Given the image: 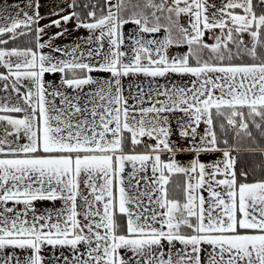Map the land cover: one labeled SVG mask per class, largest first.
<instances>
[{"label": "snow or ice", "instance_id": "obj_1", "mask_svg": "<svg viewBox=\"0 0 264 264\" xmlns=\"http://www.w3.org/2000/svg\"><path fill=\"white\" fill-rule=\"evenodd\" d=\"M63 2L0 6V264H264V0Z\"/></svg>", "mask_w": 264, "mask_h": 264}, {"label": "crops", "instance_id": "obj_2", "mask_svg": "<svg viewBox=\"0 0 264 264\" xmlns=\"http://www.w3.org/2000/svg\"><path fill=\"white\" fill-rule=\"evenodd\" d=\"M211 2V0H210ZM5 3L7 4H13V3H20L21 5H23L25 3V0H0V6L4 5ZM217 3H219V0H217ZM40 4H41V8H40V12L41 15L45 16V17H49L50 12L53 10H59L60 7H65V4L63 2V0H40ZM14 14V13H13ZM51 19H57V17L55 16H51ZM49 19H45L44 21H41L42 24L48 23ZM3 21H0V24H2ZM70 29H73V26L71 24H69L68 26ZM57 31H59V29H56L55 27L49 29L50 34H55ZM88 35L87 30L85 29H81L79 31H75L72 30L71 31V35H66V37H60L58 40L55 41L56 44L58 45H69L72 44L73 42H80L82 43V40H80V37H86ZM45 39H47V37H45ZM205 39H207V35L205 36ZM209 43H212L213 41L208 40ZM171 54H175L176 52H186L187 48L186 46L183 48H173L170 50ZM0 71H3L2 69H0ZM51 78V77H49ZM175 80L179 81L180 78L178 77H174ZM185 80H187V78H184ZM135 81L136 83H141L143 82V87L147 88V82L145 80V78L143 77H138V78H127L126 79V83L129 81ZM163 83V81H161ZM2 86V85H0ZM127 94V93H126ZM5 96H11L12 98V102H15L16 98L15 95L12 94L11 92L9 93H4V92H0V103L4 102V97ZM182 164H187L189 162V157L187 154H178L176 157ZM203 159L207 160L208 157H204ZM130 170V169H129ZM56 206L59 207L60 206V202H56ZM52 207V203L51 202H37V208L39 210H43L45 208H51ZM52 249L49 248L48 251L45 253V256H51L52 254ZM60 249H56V255H59L60 253ZM64 251V255L69 256V258H71V254L67 251V250H63Z\"/></svg>", "mask_w": 264, "mask_h": 264}, {"label": "trees", "instance_id": "obj_3", "mask_svg": "<svg viewBox=\"0 0 264 264\" xmlns=\"http://www.w3.org/2000/svg\"><path fill=\"white\" fill-rule=\"evenodd\" d=\"M78 2L84 4L88 3L89 0H78ZM93 2H95V0H93ZM83 11L87 12L88 9H84ZM251 130L255 138V143L248 138H244L241 141L239 156L245 161L246 166L258 177L260 174V168L258 166L264 167V137H261L254 127ZM233 135L234 133L229 131V139H231ZM173 180L180 182L182 178L174 176Z\"/></svg>", "mask_w": 264, "mask_h": 264}]
</instances>
